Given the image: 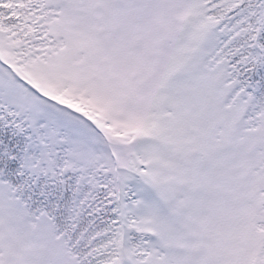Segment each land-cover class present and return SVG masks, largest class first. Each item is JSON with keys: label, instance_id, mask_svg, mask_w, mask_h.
I'll return each instance as SVG.
<instances>
[{"label": "snow or ice", "instance_id": "snow-or-ice-1", "mask_svg": "<svg viewBox=\"0 0 264 264\" xmlns=\"http://www.w3.org/2000/svg\"><path fill=\"white\" fill-rule=\"evenodd\" d=\"M0 264H264V0H0Z\"/></svg>", "mask_w": 264, "mask_h": 264}]
</instances>
